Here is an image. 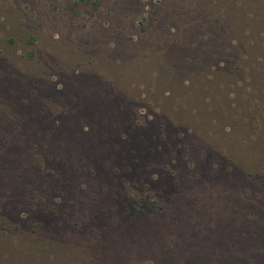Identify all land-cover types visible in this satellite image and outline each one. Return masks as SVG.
Returning <instances> with one entry per match:
<instances>
[{"label":"rangeland","instance_id":"rangeland-1","mask_svg":"<svg viewBox=\"0 0 264 264\" xmlns=\"http://www.w3.org/2000/svg\"><path fill=\"white\" fill-rule=\"evenodd\" d=\"M263 13L0 0V264L91 233L115 264H264Z\"/></svg>","mask_w":264,"mask_h":264},{"label":"trees","instance_id":"trees-1","mask_svg":"<svg viewBox=\"0 0 264 264\" xmlns=\"http://www.w3.org/2000/svg\"><path fill=\"white\" fill-rule=\"evenodd\" d=\"M81 1L83 4L87 3V0H81ZM251 15L252 14L250 13V16ZM246 33L248 32H245V34ZM134 197L136 196L134 195ZM134 197L130 196V199L136 200ZM168 199L169 201L166 202L165 200H168ZM171 199H172V196L164 197L160 193V191L154 194H152L151 192H148L145 196L140 198V200L143 201L142 205H139V207L133 206L132 208H133V211L137 215H145L148 212H151V213L162 212L164 211V209L167 208V206L171 204V201H170ZM69 234H72V233H69ZM87 239L88 240H86L85 243H82V245H79V250L76 251V249H74L73 246H71L73 242L72 238L71 237L68 238L66 242L64 243L66 244L68 243L66 247H69L70 249L69 250L66 249V253L62 252L64 251V249L60 250L63 253L62 256H59L60 259L57 258L58 257L57 255L59 252L55 251L54 249H51V247H45L46 250H36L35 248H33L34 245H32V247L27 246L25 247V249L28 250L29 258L24 256L26 250L20 251L19 253L16 252L17 254L15 257V260H17L16 264H75V262H77L79 259H81L83 263H78V264H91L90 262H94L96 264H115L118 261L117 259H113L117 255V252L109 251V248L115 242L114 239L111 240L112 237L109 236L108 240L110 242H107L109 244L105 246L103 245L105 252H100V253H99V248H100L101 243L103 244L104 238L91 233L90 235L87 236ZM25 245H28V244L24 243L22 247ZM89 245H92V246L95 245L98 249L97 253L93 252V257L85 253V250L87 247H89ZM60 248H62V246ZM80 254L84 255L85 260H83L82 257L79 256ZM29 260L30 262H28ZM6 262H7L6 264H9L8 262H12V259Z\"/></svg>","mask_w":264,"mask_h":264}]
</instances>
